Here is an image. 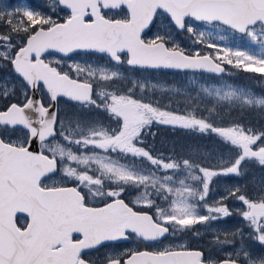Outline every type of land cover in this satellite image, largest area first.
I'll list each match as a JSON object with an SVG mask.
<instances>
[{
  "label": "snow or ice",
  "instance_id": "snow-or-ice-1",
  "mask_svg": "<svg viewBox=\"0 0 264 264\" xmlns=\"http://www.w3.org/2000/svg\"><path fill=\"white\" fill-rule=\"evenodd\" d=\"M0 264H264V0H0Z\"/></svg>",
  "mask_w": 264,
  "mask_h": 264
},
{
  "label": "rangeland",
  "instance_id": "rangeland-1",
  "mask_svg": "<svg viewBox=\"0 0 264 264\" xmlns=\"http://www.w3.org/2000/svg\"><path fill=\"white\" fill-rule=\"evenodd\" d=\"M10 2L12 4H16V3H23L25 2V0H10ZM39 0H34V3H38ZM200 30H205V31H208V32H211L213 37H216L218 35L217 31L215 29H212L210 27H202ZM184 44H188V41L187 40H184L183 41ZM217 43H222V44H232V45H240L241 44V41H240V38L237 36V37H233V36H229V40L228 41H219L217 40ZM77 59H80L79 57ZM233 76L231 79H228V78H223L221 79V83L227 81V82H235L236 84H245L247 83V80H240L238 81V78L241 77V76H244L243 74L241 73H236V72H233ZM192 78H195L197 80H208V81H215L217 78L215 77H209L208 75H194V74H156L153 79L156 80V81H159L161 83H164L166 82L167 85L169 86H176L177 84H181L183 82H185L186 80L188 79H192ZM151 95V93H150ZM155 95L159 98L161 96V94L159 92H156ZM249 118L253 119V120H259V117L257 116H254V115H249ZM260 121V120H259ZM209 143V142H207ZM223 227L225 228H228V227H232L233 226V223H229V224H225V225H222Z\"/></svg>",
  "mask_w": 264,
  "mask_h": 264
},
{
  "label": "trees",
  "instance_id": "trees-1",
  "mask_svg": "<svg viewBox=\"0 0 264 264\" xmlns=\"http://www.w3.org/2000/svg\"><path fill=\"white\" fill-rule=\"evenodd\" d=\"M243 77V80H247L245 76H241ZM235 113H233V117L235 118ZM245 122H252L253 126L259 128L261 127V123L259 120H253L251 118H249V115L246 116H242L241 117ZM155 130V129H154ZM194 137L190 138L189 136H186L184 133L182 132H178L176 134H173L172 130L170 129H166L163 127L159 128V131L157 133L156 139H155V147L157 149H162V148H167L170 147L172 143H191L192 139ZM151 142V141H149ZM205 143H207L208 141L205 140Z\"/></svg>",
  "mask_w": 264,
  "mask_h": 264
},
{
  "label": "flooded vegetation",
  "instance_id": "flooded-vegetation-1",
  "mask_svg": "<svg viewBox=\"0 0 264 264\" xmlns=\"http://www.w3.org/2000/svg\"><path fill=\"white\" fill-rule=\"evenodd\" d=\"M185 45H187V44H185ZM229 72L230 73H232V70L231 69H229ZM232 76H233V73L230 75V76H225L224 78H228V79H231L232 78ZM210 77H213V76H210ZM216 78V77H215ZM134 246V245H133Z\"/></svg>",
  "mask_w": 264,
  "mask_h": 264
},
{
  "label": "water",
  "instance_id": "water-1",
  "mask_svg": "<svg viewBox=\"0 0 264 264\" xmlns=\"http://www.w3.org/2000/svg\"><path fill=\"white\" fill-rule=\"evenodd\" d=\"M168 73H173V72H171V71H169ZM195 74H200V73H195ZM206 74V73H205ZM206 75H210V74H206ZM211 76V75H210Z\"/></svg>",
  "mask_w": 264,
  "mask_h": 264
}]
</instances>
